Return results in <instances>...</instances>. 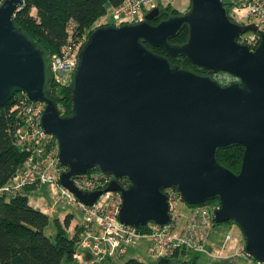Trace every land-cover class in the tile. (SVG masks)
I'll return each instance as SVG.
<instances>
[{
    "label": "water",
    "instance_id": "obj_1",
    "mask_svg": "<svg viewBox=\"0 0 264 264\" xmlns=\"http://www.w3.org/2000/svg\"><path fill=\"white\" fill-rule=\"evenodd\" d=\"M21 4L0 5V107L17 92L45 103L41 125L58 140L60 182L92 205L103 190H81L72 177L93 168L112 175L105 190L120 192V221L135 228L171 222L167 188L190 205L218 199L215 222L234 221L263 261L264 30L233 21L224 0H191L157 24L158 6L136 23L95 27L70 84L73 114L62 116L48 95L52 55L15 25ZM185 26L187 41L172 43ZM249 31L261 36L255 49L239 41ZM146 42L207 72L172 64ZM231 145L245 148L238 173L216 158Z\"/></svg>",
    "mask_w": 264,
    "mask_h": 264
},
{
    "label": "built area",
    "instance_id": "obj_2",
    "mask_svg": "<svg viewBox=\"0 0 264 264\" xmlns=\"http://www.w3.org/2000/svg\"><path fill=\"white\" fill-rule=\"evenodd\" d=\"M4 0H0V5ZM230 18L238 23H252V18L259 29L264 30V0H224ZM25 0L18 10L25 7ZM155 0H121L112 8L113 20L107 18L100 25H123L142 21L145 14L156 7ZM67 37L58 52L52 54V82L57 87L71 84L79 63V53L85 45L89 30H77V24L70 20L66 27ZM240 42L255 49L261 41L258 32L249 31L243 34ZM45 108L42 101H33L26 92H17L13 103L5 108L12 118L14 141L27 155L16 169L12 178L0 185V194L8 198L23 193L27 187L47 186L58 200L74 204L82 213L79 250L75 257L85 263L95 264L111 257L127 254L130 247L136 246L138 238L146 235L152 239L149 252L153 257L166 258L174 256L182 250L208 254L214 260H226L242 255L252 264H264L253 258L245 249V241L229 232L221 246H209V240L215 229L213 209L209 204L191 205L183 225L179 223L181 216L176 206L181 199L177 189H165L168 194L171 211V222L167 225L148 224L149 232H141L138 228L120 221L119 212L122 197L119 191L105 190L113 176L97 169L72 177L75 185L85 191L103 190L97 201L88 205L80 201L75 194L64 186L59 176L64 167L59 163V143L57 138L47 133L41 125V116ZM2 109L0 108V112ZM60 112V111H59ZM61 114V113H60ZM121 182V180H120ZM126 186L125 183L121 182ZM188 215V216H187ZM85 252L90 254L86 258Z\"/></svg>",
    "mask_w": 264,
    "mask_h": 264
},
{
    "label": "trees",
    "instance_id": "obj_3",
    "mask_svg": "<svg viewBox=\"0 0 264 264\" xmlns=\"http://www.w3.org/2000/svg\"><path fill=\"white\" fill-rule=\"evenodd\" d=\"M120 2L121 0H25V7L16 12L15 25L35 43L40 51L52 55L58 52L65 43L66 27L70 20L76 22L77 30L88 29L90 35L94 24L106 16L110 8L112 9ZM163 9L172 11L162 13V16L157 19L161 20L167 15L181 13L178 9H171L169 5L163 6ZM33 10H36L35 14L32 13ZM188 35L189 27L185 26L170 41L182 44L187 41ZM146 43L154 51L167 55L172 64L187 66L197 71L206 70L204 67L192 63L185 56L173 57L163 48ZM219 80L221 81V79ZM228 80L225 81V84L228 83ZM48 95L56 101L57 106L62 105L58 106L62 116L73 114L70 85L57 87L52 82ZM13 97L0 107L2 109L0 112V185L6 184L12 178L27 155V152L15 143L13 121L4 110L13 103ZM244 150L242 145H231L219 149L216 158L220 164L238 173L241 169ZM94 169L97 168L92 170ZM33 188L35 187L26 189ZM210 201L213 200L206 203ZM50 223L49 214L34 207L26 194L21 193L11 198L0 194V264H79L75 261L77 260L75 254L79 251L80 234L83 228L76 226L74 233H69V217L64 220V224L56 218L53 233L47 234ZM138 229L143 233L150 231L148 225ZM243 240L245 241L244 238ZM196 253L184 249L174 256L160 258L155 264H173L174 258L177 259V264H196L198 256ZM233 258L220 262L225 264L224 261ZM80 262L85 263L84 261ZM122 264L148 263L131 257Z\"/></svg>",
    "mask_w": 264,
    "mask_h": 264
},
{
    "label": "rangeland",
    "instance_id": "obj_4",
    "mask_svg": "<svg viewBox=\"0 0 264 264\" xmlns=\"http://www.w3.org/2000/svg\"><path fill=\"white\" fill-rule=\"evenodd\" d=\"M158 2H160L163 5L165 3L169 4V5H171V7L177 8L178 10H180L181 13L183 11H186L187 9H189V6L191 5V0H158ZM163 5L158 6L162 10V13H164V12L168 13V12L172 11V10H168L167 12L164 11L165 9H163ZM32 13L35 14L36 10H33ZM162 13L160 14L159 17L162 16ZM178 14H180V13H178ZM172 15H175V14L167 15V17L163 18V19H167L168 17H170ZM106 18L110 23L112 22L113 17H112V9L111 8L108 10V13L106 14V16L100 18L94 24V26L92 28H95L98 26H103V25H100L99 23L103 19H106ZM258 21L259 20L257 18L251 19V22H258ZM217 77L219 79H221V81L223 83H225V81H227L228 79H229L228 83L230 81H233V79H234L231 77V75H224V74H217ZM59 106H62V105L60 104ZM24 194H26L28 196L30 203L39 209L51 207L54 203L57 202L54 205V209H51V211L49 212V216L51 218V223L47 229V234L53 233V229L55 227L54 220L58 217H61L64 214H65L64 217L63 218L61 217V219H60V221L63 224H64V220H65L64 218L66 217V214L70 213V214H73V216H74L73 222L70 225L71 230H74L76 224L82 222V213H81L80 209L77 208L72 203H67L66 201H62V200L59 201L57 199V197L55 196V194L53 195V193L51 191H49V189L47 187H39L38 189H35V190H26L24 192ZM207 204H209L210 206H212L214 208L215 206L219 205V201L213 200ZM190 206L191 205L188 204L186 201H184L183 199H180L177 206H176V209H177V212L181 213V216H184L185 213L188 212ZM185 218L186 217L181 218L179 223L184 222L186 220ZM236 229H240V227L234 221H226V222L217 223V225L215 226V229L211 235V238L209 240V246H214V245L215 246H221L226 235L229 232H232L233 234H235L234 231H236ZM68 231H69V229H68ZM146 235L140 236L138 238V241H137V246H133V248L130 247L131 249L129 250V252L124 257H120V258L115 257L112 264H122L125 260H127L128 258H131V257H137V258L142 257L145 260L144 262L157 263L159 258L153 257L150 253L145 252L143 249V244L146 241H149L151 239L150 236H146ZM236 236H238V235H236ZM196 254L198 255L196 258V264H221L222 263L220 261L214 260V257H211L208 254H204V253H196ZM86 258H89V257L86 255ZM176 260L177 259L174 258L173 264H177ZM224 262H225V264H252L251 261H249V259L243 257L242 255H238V256L234 257L232 260H227ZM70 264H72V263H70ZM101 264H109V261L104 260L101 262Z\"/></svg>",
    "mask_w": 264,
    "mask_h": 264
},
{
    "label": "crops",
    "instance_id": "obj_5",
    "mask_svg": "<svg viewBox=\"0 0 264 264\" xmlns=\"http://www.w3.org/2000/svg\"><path fill=\"white\" fill-rule=\"evenodd\" d=\"M156 1V4L157 5H163V4H161L160 2H158V0H155ZM169 4H164L163 6L165 7V6H168ZM170 7H171V5H169ZM190 7V6H189ZM188 8V7H187ZM186 8V9H187ZM171 9H177V8H173V7H171ZM184 10V9H183ZM180 11V10H179ZM181 12V11H180ZM39 187H47V186H39ZM39 187H35V188H33V189H26V190H35V189H38ZM48 189H49V187H47ZM26 190H24V192L26 191ZM49 191H50V189H49ZM24 192H23V194H24ZM60 201V200H59ZM62 201H64V200H62ZM30 202V201H29ZM57 203V202H56ZM56 203H54L51 207H46V208H43V209H40V210H42L43 212H45V213H48L49 214V212L51 211V209H54V205L56 204ZM35 207V206H34ZM37 208V207H36ZM39 209V208H38ZM187 213V212H186ZM186 213H185V215L183 216V217H186ZM65 215V214H64ZM64 215H62L61 217L63 218L64 217ZM61 217H58L59 219H61ZM67 217H69V220H70V225L72 224V222H73V214H70V213H68V214H66V217L64 218V219H66ZM182 217V218H183ZM63 219V220H64ZM186 219V218H185ZM185 222V221H184ZM184 222H181V224L180 225H183V223ZM76 226H81V223H78V224H76ZM75 226V227H76ZM74 231H75V228H74V230H71V228H70V226H69V232L70 233H74ZM235 232V234L236 235H238L240 238H244V236H243V233H242V231L240 230V229H236V231H234ZM150 241V242H149ZM149 241H146L144 244H143V249H144V251L145 252H148V253H150L149 252V247H150V245H151V242H152V239H150ZM137 246V245H136ZM131 248H133V247H131ZM131 248H129V250L131 249ZM79 250H81L82 252H84L80 247H79ZM129 250H128V252H129ZM127 252V253H128ZM85 254L88 256V257H90V254L89 253H87V252H85ZM151 254V253H150ZM126 255V254H125ZM125 255H123V256H120V257H124ZM119 257V258H120ZM114 258L115 257H111V258H108V259H106V260H108L109 261V264H112L113 263V260H114ZM137 258V257H136ZM138 259H140V260H142V261H145L144 260V258H142V257H139ZM75 261H77L79 264H83V263H81L78 259L77 260H75ZM147 263V262H146ZM73 264V263H72ZM85 264V263H84ZM96 264H101L100 262L99 263H96ZM148 264H155V263H148Z\"/></svg>",
    "mask_w": 264,
    "mask_h": 264
},
{
    "label": "flooded vegetation",
    "instance_id": "obj_6",
    "mask_svg": "<svg viewBox=\"0 0 264 264\" xmlns=\"http://www.w3.org/2000/svg\"><path fill=\"white\" fill-rule=\"evenodd\" d=\"M156 6H159V5H156ZM167 12V11H166ZM162 13V10L160 9V12H159V16H160V14ZM181 14V13H180ZM160 21V19H153L151 22L153 23V24H157L158 22ZM200 72H207V70H205V71H200ZM216 77H217V74L215 75ZM223 83V82H222ZM225 84V83H224ZM59 106V105H58ZM121 182H123V183H125V184H127V181L126 180H124V179H121Z\"/></svg>",
    "mask_w": 264,
    "mask_h": 264
}]
</instances>
